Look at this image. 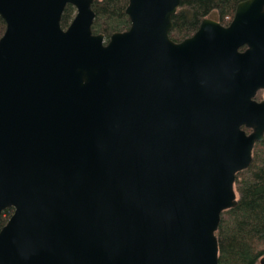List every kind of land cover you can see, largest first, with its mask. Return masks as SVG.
Masks as SVG:
<instances>
[{"label":"water","instance_id":"obj_1","mask_svg":"<svg viewBox=\"0 0 264 264\" xmlns=\"http://www.w3.org/2000/svg\"><path fill=\"white\" fill-rule=\"evenodd\" d=\"M93 2L0 0V264H218L264 140V0L180 42L179 0H128L108 40Z\"/></svg>","mask_w":264,"mask_h":264},{"label":"trees","instance_id":"obj_2","mask_svg":"<svg viewBox=\"0 0 264 264\" xmlns=\"http://www.w3.org/2000/svg\"><path fill=\"white\" fill-rule=\"evenodd\" d=\"M245 0H179L172 17L169 37L180 42L196 32L201 21L213 14L226 25L233 17L236 6ZM128 0H94L92 33L102 34L106 40L116 32L130 27L125 14ZM75 15V8L67 5L61 15L60 26L65 29ZM5 23L0 18V37ZM235 207L221 213L215 233L218 242V264H259L264 256V140L255 144L248 168L235 175ZM12 209L0 216V228L7 222Z\"/></svg>","mask_w":264,"mask_h":264},{"label":"rangeland","instance_id":"obj_3","mask_svg":"<svg viewBox=\"0 0 264 264\" xmlns=\"http://www.w3.org/2000/svg\"><path fill=\"white\" fill-rule=\"evenodd\" d=\"M214 16H216L215 14H213ZM213 20H216L214 18H212ZM106 40V39H105ZM264 97V90L263 91H260L257 95V99L258 100H261L262 98Z\"/></svg>","mask_w":264,"mask_h":264},{"label":"flooded vegetation","instance_id":"obj_4","mask_svg":"<svg viewBox=\"0 0 264 264\" xmlns=\"http://www.w3.org/2000/svg\"><path fill=\"white\" fill-rule=\"evenodd\" d=\"M212 18H214V19H216V21H219L220 22V20H219V17L216 15V16H214V15H212L211 17H210V19H212ZM229 23H227L226 25H224V24H222L223 26H227ZM258 100V99H257Z\"/></svg>","mask_w":264,"mask_h":264}]
</instances>
